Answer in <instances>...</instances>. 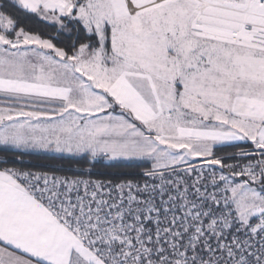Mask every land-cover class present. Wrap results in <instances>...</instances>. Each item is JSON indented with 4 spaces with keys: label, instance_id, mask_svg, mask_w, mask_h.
Listing matches in <instances>:
<instances>
[{
    "label": "snow or ice",
    "instance_id": "1",
    "mask_svg": "<svg viewBox=\"0 0 264 264\" xmlns=\"http://www.w3.org/2000/svg\"><path fill=\"white\" fill-rule=\"evenodd\" d=\"M0 264H264V0H0Z\"/></svg>",
    "mask_w": 264,
    "mask_h": 264
}]
</instances>
